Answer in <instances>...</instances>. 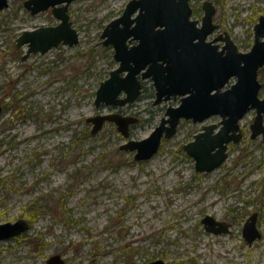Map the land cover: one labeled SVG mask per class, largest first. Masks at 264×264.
I'll return each instance as SVG.
<instances>
[{
  "label": "rangeland",
  "instance_id": "rangeland-1",
  "mask_svg": "<svg viewBox=\"0 0 264 264\" xmlns=\"http://www.w3.org/2000/svg\"><path fill=\"white\" fill-rule=\"evenodd\" d=\"M24 1L9 0L0 12V223L24 218L30 227L0 240V264H45L51 254L62 255L63 264L158 258L170 264H264V140L250 138L255 110L241 120L244 135L230 144L218 168L196 172L194 158L183 150L218 116L181 120L153 157L137 161L135 151L121 148L128 139L116 124L105 122L91 133L86 122L98 114L133 115L139 122L131 125L129 139L141 140L167 106L179 104L176 98L154 105L151 79L130 105L94 103L101 81L118 65L100 34L128 0L72 1L69 18L79 42L22 59L26 46L18 48L16 38L23 30L59 23L51 9L33 15ZM203 1L189 0L199 21ZM209 1L220 27L208 39L226 30L239 50H249L264 0ZM258 75L263 97L264 68ZM253 212L262 237L248 244L242 230ZM205 215L229 222L231 231H207Z\"/></svg>",
  "mask_w": 264,
  "mask_h": 264
},
{
  "label": "water",
  "instance_id": "water-1",
  "mask_svg": "<svg viewBox=\"0 0 264 264\" xmlns=\"http://www.w3.org/2000/svg\"><path fill=\"white\" fill-rule=\"evenodd\" d=\"M72 1H24L25 9L33 15L51 9L59 23L23 30L16 38L18 48L26 46L22 59L60 44L74 46L79 42L78 30L72 26L68 14ZM8 5L9 0H0V12ZM202 8L204 15L199 22L191 19L189 0H128L122 13L105 24L100 34L102 44L113 47L114 59L119 64L98 86L96 106L132 102L141 92L142 80L148 78L152 79L156 90L154 104L177 96L180 102L167 106L160 123L141 140L129 139L130 126L138 122V117L122 113L87 117L86 122L93 125L91 133L98 132L105 121L114 122L128 139L121 148L135 151V160L143 161L154 156L163 137L170 138L176 133L181 119L203 122L220 114L222 121L217 132L215 124H206L183 146L185 153L194 158L196 172H208L223 163L228 157V143L240 141V119L249 109H256L252 137L260 132L264 134V97L258 94L261 84L257 75L258 69L264 66V15L258 17L253 28L254 44L241 52L226 31L207 40L218 27L213 22L216 8L209 0L203 1ZM131 40L136 43L129 45ZM217 40L224 41V45L220 47ZM231 78L235 81L225 87ZM2 109L0 104V115ZM257 218L258 214L253 212L243 224L242 236L248 244L262 237ZM202 222L209 232H230L228 224L212 215L203 216ZM29 227L24 218L0 223V240L18 236ZM63 263L64 258L59 254H52L46 260V264ZM145 264L170 263L158 258Z\"/></svg>",
  "mask_w": 264,
  "mask_h": 264
},
{
  "label": "flooded vegetation",
  "instance_id": "flooded-vegetation-1",
  "mask_svg": "<svg viewBox=\"0 0 264 264\" xmlns=\"http://www.w3.org/2000/svg\"><path fill=\"white\" fill-rule=\"evenodd\" d=\"M74 1V0H73ZM72 3V2H71ZM70 3V4H71ZM69 4V5H70ZM69 5H68V7H69ZM49 10V9H48ZM124 10V9H123ZM68 14H69V9H68ZM214 18V17H213ZM70 19V18H69ZM71 20V19H70ZM213 22H214V19H213ZM215 23V22H214ZM216 24H218V23H216ZM219 24H218V27L216 28V29H214L213 31H212V33L214 32V31H216V30H218L219 29ZM226 30H223V32L222 33H218V35H220V34H224V32H225ZM227 32V31H226ZM253 32H254V30H253ZM212 33H210V35L209 36H211L212 35ZM228 33V32H227ZM229 34V33H228ZM217 35V36H218ZM230 35V34H229ZM217 36H215V37H217ZM215 37H213V38H215ZM230 37H231V35H230ZM209 38V37H208ZM213 38L212 39H207V40H213ZM232 39V38H231ZM254 39H255V32H254V37H253V41H252V45L254 44L253 42H254ZM218 41H221L222 42V44H220V46H223L224 45V41H222V40H217V41H215L216 43H218ZM234 42V41H233ZM129 43V45H133V44H135L136 43V41L135 40H131V41H129L128 42ZM235 43V42H234ZM219 44V43H218ZM237 45V44H236ZM252 45H251V47H252ZM238 47V46H237ZM250 47V48H251ZM113 48V47H112ZM249 48V49H250ZM238 50H239V48H238ZM239 51H241V50H239ZM242 52V51H241ZM113 59H114V55H113ZM115 60V59H114ZM119 64V63H118ZM118 66V65H117ZM262 68H264V66H262V67H260L259 69H258V72H257V75H258V73H259V71L262 69ZM258 79H259V75H258ZM147 80H150L149 78L148 79H144V80H142V86H141V89H140V94H139V96L135 99V100H133L132 102H130V103H127V104H125V105H130L131 103H134V101H136L139 97H140V95H141V93H142V89H143V84H144V81H147ZM152 80V79H151ZM235 81V78H231L230 79V81L226 84V86L225 87H228L230 84H232L233 82ZM153 82V81H152ZM259 82H260V80H259ZM260 84H261V82H260ZM154 86V85H153ZM261 87H262V85H261ZM261 87H260V89H261ZM260 89H259V91H260ZM121 96H124V93H122L121 94ZM260 96V95H259ZM178 100H179V96H177L176 97ZM176 98H172V99H176ZM172 99H170V100H172ZM170 100H167V101H170ZM179 102H180V100H179ZM105 104V103H104ZM155 105V104H154ZM119 106H124V105H119ZM118 106V107H119ZM251 110H255V113H254V115H253V119H252V121L250 122V124H249V129H250V138L251 139H257V138H261V139H263L264 140V134L262 133V132H260V134H258L257 136H255V137H252V134H253V130L251 129V125H252V123H253V121H254V117H255V114H256V109L255 108H252V109H249L248 110V112L249 111H251ZM248 112H246L244 115H243V117L248 113ZM216 116H218L219 118H220V120L218 121V122H216V123H208V124H215L216 125V127L214 128V130H215V132H217V130L221 127V121H222V119H221V115L220 114H214V115H212V116H210V117H216ZM243 117H241V119H240V122H241V120L243 119ZM263 117H264V114H263ZM186 120H191V119H186ZM181 121V120H180ZM192 121V120H191ZM193 122V121H192ZM181 123V122H180ZM179 123V124H180ZM194 123V122H193ZM92 124V123H91ZM134 125V124H133ZM179 126V125H178ZM205 125H203L202 126V128H201V130L203 129V127H204ZM263 127H264V120H263ZM178 128V127H177ZM240 129H241V138H240V141H241V139H242V137H243V135H244V132H243V129L241 128V124H240ZM200 130V131H201ZM176 131H177V129H176ZM200 131H198V132H200ZM198 132H196V133H198ZM175 134V133H174ZM193 138H194V136H193ZM239 141V142H240ZM238 142V143H239ZM238 143H234V142H229L228 143V146H227V152H228V156H229V151H228V148H229V146H230V144H238ZM228 158V157H227ZM253 214V213H252ZM248 219V218H247ZM246 219V220H247ZM258 219V218H257ZM222 222H224V223H226V224H228V226H230V224H229V222H226L225 220H221ZM204 224V223H203ZM231 227V226H230ZM147 263H148V261H147ZM45 264H46V261H45Z\"/></svg>",
  "mask_w": 264,
  "mask_h": 264
},
{
  "label": "trees",
  "instance_id": "trees-1",
  "mask_svg": "<svg viewBox=\"0 0 264 264\" xmlns=\"http://www.w3.org/2000/svg\"><path fill=\"white\" fill-rule=\"evenodd\" d=\"M32 217V216H31ZM31 217H29V218H31ZM31 220H32V218H31ZM26 240H28L27 238H25Z\"/></svg>",
  "mask_w": 264,
  "mask_h": 264
}]
</instances>
